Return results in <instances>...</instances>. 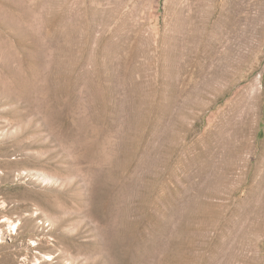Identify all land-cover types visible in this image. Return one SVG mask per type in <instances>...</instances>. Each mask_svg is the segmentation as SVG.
Listing matches in <instances>:
<instances>
[{
    "label": "rangeland",
    "instance_id": "374dc122",
    "mask_svg": "<svg viewBox=\"0 0 264 264\" xmlns=\"http://www.w3.org/2000/svg\"><path fill=\"white\" fill-rule=\"evenodd\" d=\"M0 264H264V0H0Z\"/></svg>",
    "mask_w": 264,
    "mask_h": 264
}]
</instances>
